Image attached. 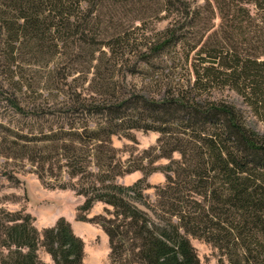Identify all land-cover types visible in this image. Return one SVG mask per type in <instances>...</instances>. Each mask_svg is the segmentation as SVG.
Segmentation results:
<instances>
[{
    "label": "trees",
    "instance_id": "obj_1",
    "mask_svg": "<svg viewBox=\"0 0 264 264\" xmlns=\"http://www.w3.org/2000/svg\"><path fill=\"white\" fill-rule=\"evenodd\" d=\"M101 1L0 0V46L8 45L15 59L19 45L57 47L74 33L106 46L110 58L118 60V47L129 35L96 36ZM162 1L174 21L135 52L147 62L169 56L171 73L160 80L166 86L162 98L117 90L101 99L77 95L60 111L67 127L39 138L19 137L25 141L22 157L39 166L41 178L51 176L53 188H71L85 198L77 218L103 227L112 264H202L193 239L216 248L219 264H264V135L248 126L237 106L213 96L225 88L236 91L264 123V53L251 51L253 36L264 23V0L224 4L229 39L209 45L190 42L187 29L191 20L212 9L211 3L194 7L189 0ZM254 9L262 12L261 24ZM96 52L107 54L100 46ZM180 70L186 77L176 80ZM10 103L24 112L17 99ZM92 117L97 125L90 124ZM128 128L160 132L165 157L174 152L182 156L163 168L167 183L158 187L157 203L147 199L145 190L151 186L148 176L159 169L144 166V160L124 168L117 160L112 137ZM136 170L144 177L134 185L117 182ZM64 173L69 181H62ZM98 202L110 208L89 218ZM41 248L54 264H84L85 242L65 217L39 230L26 209L0 210V264H43Z\"/></svg>",
    "mask_w": 264,
    "mask_h": 264
},
{
    "label": "rangeland",
    "instance_id": "obj_2",
    "mask_svg": "<svg viewBox=\"0 0 264 264\" xmlns=\"http://www.w3.org/2000/svg\"><path fill=\"white\" fill-rule=\"evenodd\" d=\"M189 1L193 2L194 7L207 3L212 5V9L204 10L197 20L190 21L187 29L190 42L201 41L209 45L217 39H229L222 8L230 0ZM253 11L257 22H262V12L257 9ZM95 16L98 19H95L94 29L99 39L108 40L117 34L128 33L129 41L118 47L119 61L110 58L111 52L106 46L93 45L90 43L91 38L85 41L80 34L74 33L57 42V47L44 45L40 50L19 45L15 59L8 45L0 46V210H27L29 199L35 200L37 196H42V205L69 211H78L84 203L85 198L71 188H53L56 183L48 174L41 178L39 166L22 157L20 146L25 141L19 138H39L42 133L56 131L61 126L67 127L69 121L60 116V111L64 110L65 104L76 100L77 95L93 100L101 99L102 96L110 97L117 90L121 94L135 92L148 98H162L166 91V86H162L163 81L160 80L166 77V81L171 73L169 56L164 54L147 62L139 59L135 53L144 49L151 38L174 21L175 17L169 14L163 1L102 0ZM255 34L251 51L254 54L264 53V23ZM91 35L89 32L88 36ZM99 46L106 55L101 52L93 54L94 48ZM121 53L125 54L121 56ZM154 65L159 67V75L155 73ZM180 71L176 80L186 77L184 70ZM213 96L237 106L244 113L248 126L264 135V123L236 91L225 88L214 91ZM12 98L18 100L23 113L11 105ZM89 122L97 125L99 121L92 117ZM14 141L20 144L16 146L12 143ZM163 142L165 138L160 132L145 128H128L112 137L117 160L122 162L124 168L130 162L137 165L144 160V166L159 169L147 178L151 186L145 190V195L153 204L157 203L158 187L167 183L163 168L173 160L182 159L179 152H174L172 158L165 157L161 148ZM92 169L97 171L95 166ZM143 177L144 173L136 170L118 177L117 182L131 186ZM61 179L70 180L66 173ZM74 182L78 184L79 179H74ZM107 208L110 207L102 202L96 203L89 218L106 213ZM192 241L202 264H219L220 252L216 248L204 241Z\"/></svg>",
    "mask_w": 264,
    "mask_h": 264
},
{
    "label": "crops",
    "instance_id": "obj_3",
    "mask_svg": "<svg viewBox=\"0 0 264 264\" xmlns=\"http://www.w3.org/2000/svg\"><path fill=\"white\" fill-rule=\"evenodd\" d=\"M37 199L30 198L27 211L35 218V225L39 230L56 225L57 221L65 217L73 227L76 235L85 242L84 264H112L110 238L102 226L96 223L82 221L77 218V209L64 210L63 208L51 207L40 201L42 196ZM90 213L88 217H90ZM43 264H54V260L44 248L39 250Z\"/></svg>",
    "mask_w": 264,
    "mask_h": 264
}]
</instances>
